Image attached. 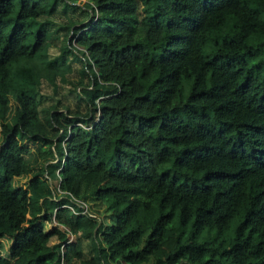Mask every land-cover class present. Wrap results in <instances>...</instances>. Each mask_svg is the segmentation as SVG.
Here are the masks:
<instances>
[{"label":"trees","instance_id":"16d2710c","mask_svg":"<svg viewBox=\"0 0 264 264\" xmlns=\"http://www.w3.org/2000/svg\"><path fill=\"white\" fill-rule=\"evenodd\" d=\"M4 235L24 264H264V0H0Z\"/></svg>","mask_w":264,"mask_h":264},{"label":"rangeland","instance_id":"374dc122","mask_svg":"<svg viewBox=\"0 0 264 264\" xmlns=\"http://www.w3.org/2000/svg\"><path fill=\"white\" fill-rule=\"evenodd\" d=\"M80 1H85V0H80ZM186 91L184 90V93ZM28 148H34L33 143H28ZM15 183H21L23 184L26 180V176H21V177H15L14 178ZM54 220L52 222H48L47 226H51L54 224ZM67 236L69 237L70 240H75V234L72 232H68ZM12 241V237L9 235H4L1 238V243H0V264H24L25 260L28 258L30 255L29 252H25L19 256H11L9 254V246Z\"/></svg>","mask_w":264,"mask_h":264}]
</instances>
